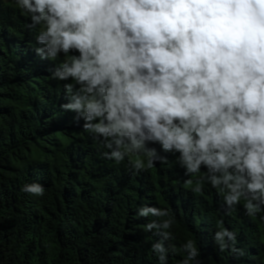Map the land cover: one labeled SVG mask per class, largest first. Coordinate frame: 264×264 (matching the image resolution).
I'll return each instance as SVG.
<instances>
[{
	"label": "clouds",
	"instance_id": "obj_1",
	"mask_svg": "<svg viewBox=\"0 0 264 264\" xmlns=\"http://www.w3.org/2000/svg\"><path fill=\"white\" fill-rule=\"evenodd\" d=\"M15 4L25 27L36 30L34 52L55 62L50 78L64 82L61 109L83 121L105 159H127L138 173L171 154L185 188L201 194L211 185L226 214L241 204L249 217L264 213V0ZM22 191L45 194L39 183ZM137 215L156 218L144 227L160 237L152 251L168 264L174 216L146 205ZM213 239L221 251H240L228 228ZM181 247L186 255L177 264H193L194 240Z\"/></svg>",
	"mask_w": 264,
	"mask_h": 264
},
{
	"label": "trees",
	"instance_id": "obj_2",
	"mask_svg": "<svg viewBox=\"0 0 264 264\" xmlns=\"http://www.w3.org/2000/svg\"><path fill=\"white\" fill-rule=\"evenodd\" d=\"M11 45L0 44V264H159L152 244L160 237L144 227L156 218L137 215L145 205L167 208L175 218L168 264L185 257L188 239L199 251L193 264H264V247L248 227L215 204L189 205L138 180L101 184L78 155L58 145L53 131L68 140L69 118L26 97L32 73ZM30 183L43 185L45 194L22 191ZM219 227L235 233L240 251L220 250L213 239Z\"/></svg>",
	"mask_w": 264,
	"mask_h": 264
},
{
	"label": "rangeland",
	"instance_id": "obj_3",
	"mask_svg": "<svg viewBox=\"0 0 264 264\" xmlns=\"http://www.w3.org/2000/svg\"><path fill=\"white\" fill-rule=\"evenodd\" d=\"M28 18L21 14L16 7L15 0H0V44L10 41L13 52H18L20 58H23L32 73V83L28 82L29 91H25L26 97L35 99L39 104H46L45 109L68 117L69 126L65 127L68 135L67 140L61 131L54 130L61 149L71 151L76 160L87 165L89 171L101 184L114 185L117 182L129 184L138 180L139 185L146 186L150 190H154L158 194H173L176 198H183V201L189 205L198 202H206L207 204H215L220 213L227 215V219L231 218L237 222L244 223L250 232H252L255 241L259 246L264 247V213L258 214L256 217H249L245 214L243 205H238L231 214H226L223 206V197L218 191L205 184L201 194H195L190 189L183 186L185 180L183 169L176 163V158L171 154L168 155L166 164L157 163L154 168L147 171L134 173L128 165L127 159L122 163H115L112 160L105 159L101 153L105 151L98 142L83 131L81 120L77 124L73 117L75 113L64 112L60 105L66 103L62 81L50 78L48 69L54 66L55 62L42 60L35 52L37 47L35 40L36 30H29L25 27ZM37 84L39 87H37ZM44 89L41 90V89ZM74 124V126H70ZM159 147L158 145H154ZM163 154V153H162ZM91 166V168H90ZM152 188V189H151Z\"/></svg>",
	"mask_w": 264,
	"mask_h": 264
}]
</instances>
